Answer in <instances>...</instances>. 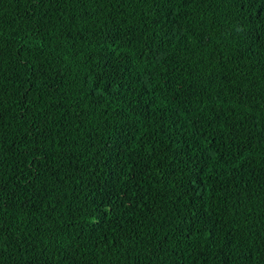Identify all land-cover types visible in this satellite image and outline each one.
<instances>
[{
  "label": "trees",
  "instance_id": "obj_1",
  "mask_svg": "<svg viewBox=\"0 0 264 264\" xmlns=\"http://www.w3.org/2000/svg\"><path fill=\"white\" fill-rule=\"evenodd\" d=\"M0 264H264V0H0Z\"/></svg>",
  "mask_w": 264,
  "mask_h": 264
}]
</instances>
